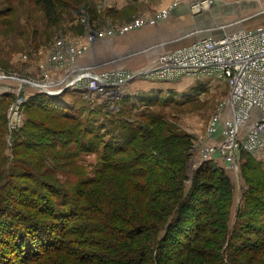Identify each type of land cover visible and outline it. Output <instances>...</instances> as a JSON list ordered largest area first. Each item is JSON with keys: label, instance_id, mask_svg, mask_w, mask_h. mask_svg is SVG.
Listing matches in <instances>:
<instances>
[{"label": "trees", "instance_id": "trees-1", "mask_svg": "<svg viewBox=\"0 0 264 264\" xmlns=\"http://www.w3.org/2000/svg\"><path fill=\"white\" fill-rule=\"evenodd\" d=\"M35 1L45 8L49 17H58L56 0ZM90 15L92 25L99 22L98 12L91 10ZM77 93L87 97L84 92L68 90L58 97L36 94L23 104L28 115L35 111L44 113L50 123L62 120L72 128L53 133L48 128L50 124L30 119L13 141L12 153L20 163H12L19 167H11L10 160L0 159V183L3 182L0 264H56L57 260L62 264H264V225L258 229L252 226L264 221V169L251 154L242 152L246 156L242 174L255 170L260 176L256 184L254 177L244 176L247 186L242 195L244 209L238 212L236 223L231 227L233 183L223 169H212L209 162L201 163L189 176L194 149L191 137L168 131L161 121L138 124L132 119L131 122L116 120L123 114H131L130 111L107 113L108 127L101 132L103 125L97 126L96 112L92 114L91 110L85 116L87 109L83 110L68 98L69 94L76 96ZM82 96L78 98L86 101ZM128 98L118 100L132 102ZM151 99L154 98H137L146 102ZM5 121L3 117L0 134L5 129ZM120 123L121 130H116L118 127L114 130ZM27 150L34 151L28 154ZM83 154L100 155L96 177L79 180L73 186L68 183L67 189L56 187L53 196L48 198L42 190L48 186L41 180L47 176L51 179V173L62 176V167L78 169L77 160ZM62 160L65 163L60 166L63 162L58 161ZM53 161L54 168L40 171V166ZM109 171L124 177L123 182L145 195L152 206L146 207L142 214L134 210L130 195L123 190L119 202L114 196L106 199L107 195H101L97 184L115 183L112 179L104 180ZM71 174L74 172L65 175ZM12 175L28 182L14 180L12 188L7 182L4 187ZM59 182V179L52 180L53 184ZM15 189L31 192L30 203L39 199L41 205L36 207V213L46 219L26 211L15 200L11 202L7 197L14 195ZM16 204L24 208L18 209ZM254 208L260 209L262 216L257 220L244 219L243 211ZM127 211L132 212L130 218L126 216ZM190 218L192 227L186 230L184 222ZM78 237H83L90 249H100L99 256L90 252V258L83 262L80 259L85 252L81 251L80 256L69 255L68 246L77 247L82 242Z\"/></svg>", "mask_w": 264, "mask_h": 264}, {"label": "rangeland", "instance_id": "rangeland-1", "mask_svg": "<svg viewBox=\"0 0 264 264\" xmlns=\"http://www.w3.org/2000/svg\"><path fill=\"white\" fill-rule=\"evenodd\" d=\"M56 1L59 4L58 17H49L45 8L35 0H0V124L3 117L6 120L5 129L0 134V159L10 160L11 167H14V165L19 167L17 163H20L18 162L20 159L13 156L12 146L14 138H17L15 135L24 128L28 120H43L47 123L46 125L50 124L48 128L53 133L56 130L58 132L61 129L72 128L70 124L62 120H57L60 123L51 120L50 123L44 113L35 111L28 115L24 111V107L19 110V124L17 126L13 125V122L14 124L17 123V120L13 121L12 119L15 112L12 111V108L16 100L19 101L21 97H24L27 101L36 94H41L35 92L31 85L21 84V81H31L39 85L48 79L59 80L60 77L66 76V74L75 75L84 70L82 68L88 69L87 67H95L93 72L96 74L111 72L117 67L121 71L128 70L136 74L138 71L143 72L152 67L161 54L184 50L189 44L198 39L211 37L216 40L221 36H227L229 32L234 34L242 29L255 30L264 26V0H213L215 1L213 6L199 12L192 11L189 4L177 5L175 9L173 7V4L176 3L175 0ZM91 10L98 12L100 18L99 22L93 25L91 21L93 17L90 15ZM176 10H178V14ZM167 11H171V13L165 16ZM148 18L157 20L156 24L161 25L159 36L155 38L148 36L146 39H139L138 34L133 36V34L135 35L134 32L140 30V28L131 29L124 32V34L120 32L133 27L136 21ZM241 21H244L243 24L241 23L243 26L237 28ZM89 29H92L95 33L92 32L91 34ZM150 31L151 29L148 30L149 33ZM97 38L99 39L97 40ZM59 41L66 43L67 52L62 54L61 63L53 67L54 65H49V55ZM165 44L166 46H164ZM137 47L143 48L134 50ZM131 56L133 58L127 59ZM113 59L115 62L112 61ZM109 65H112V67ZM137 65L139 67L134 68ZM113 66L115 67L113 68ZM146 79L144 76H139L118 91L122 94V97H129L128 99L132 101L130 103L129 101L120 102L121 100H118L120 97L110 98L111 96L107 97L106 95L84 97L81 93H77L76 96L69 94L68 98L74 101L76 105H80L83 110L87 109L84 112L85 116L91 110H93L92 114L96 112L97 126L99 124L103 125L102 129L100 128L101 132L108 127L109 117L107 113L130 111L131 114H123L116 120L131 122L132 119L138 124L142 122L151 124V122L161 121L166 125L168 131L191 137L194 148L189 163V176L191 177L192 173L194 174L202 166L196 160V151H200V148L202 150L205 146L217 149L216 144H221L224 141L223 123L229 119V112L224 110L223 104L229 92V87L223 82L207 78L183 79L171 82L149 81ZM69 91L73 92L74 90ZM7 95L12 98L5 100ZM79 96H82L86 101L79 99ZM140 96L154 99L149 102L137 100ZM83 121L82 116L81 122ZM132 125L136 126L135 124ZM121 126L120 123L119 126H115L113 129L115 130L118 127L116 130H121ZM14 127L16 128L14 129ZM37 130V132H40L39 129ZM33 151L27 150L26 152L32 154ZM242 152L245 151L232 152L231 161H234V163L231 166L221 162V158L218 156L210 160L208 165L212 169H223L233 183L235 194L230 209L229 225L231 227L236 223L238 212L244 209L245 199L242 195L247 191L244 176L247 178L254 177L255 182H252L255 184L260 176L255 170L244 171V174H242L246 159ZM251 155L264 169V152L260 155ZM14 157L15 160H12ZM58 163L62 166L65 161H58ZM77 163L78 169L75 170L68 168V170H65V167H62L61 172L64 173L62 176H55L51 173L50 178L52 180H60L58 184H53L49 176L46 177L47 179L41 180L46 184V187L48 186V188L42 189L48 198L53 196L54 190L58 189L56 187L67 189L68 183L73 186L72 183L75 184L79 180H92L95 178V169L100 165V155L83 154L77 160ZM154 163H157V161ZM40 167L41 172L46 171L48 167L54 168V161ZM28 171L30 175L31 172ZM66 172H74V174L65 175ZM17 176L12 175L11 180L8 177L4 184L7 182L12 188L14 180L24 184L28 182L21 179V176ZM30 176L33 177L34 175L31 174ZM106 178L115 182L114 185L112 183L109 185L108 181L105 182L106 185L97 184L100 194L107 195L106 199L114 196V199H118L117 202L121 201V190H123L124 194L130 195L132 207L136 212L142 213L146 207L152 206L144 198L145 195H142L140 191L131 187L128 183L123 182L124 177L109 171L105 174L104 180ZM128 182L130 181L128 180ZM135 182H140V180H135ZM2 184L3 182L0 183V187ZM1 190H3V186L0 188V192ZM30 193L15 189L14 195L7 198L11 202L15 200L25 207L16 204L18 209L24 208L39 218L46 219L36 213V207L39 208L41 205L39 199L35 198V203L28 202ZM78 196L79 190L77 191ZM1 205V207H4L3 203ZM83 205L85 206L84 203ZM105 206L107 207V204ZM243 212L245 214L243 218L246 220H249V218L257 220L256 218H260L258 216H262L260 209L256 208L246 209ZM126 216L130 218L132 212H128ZM191 220V218L185 220L184 228L186 230L192 227ZM259 222L261 223L252 225L254 226L253 229L263 227L264 221ZM78 238L82 242L77 247L68 246L70 248L69 255L73 253L80 256L81 251H83L86 253L81 256L80 260L83 262L90 258L88 255L90 252L99 256L100 249L94 251V249L86 246L83 237ZM61 254L64 255V253ZM56 264H62V262L59 263L57 260Z\"/></svg>", "mask_w": 264, "mask_h": 264}, {"label": "built area", "instance_id": "built-area-1", "mask_svg": "<svg viewBox=\"0 0 264 264\" xmlns=\"http://www.w3.org/2000/svg\"><path fill=\"white\" fill-rule=\"evenodd\" d=\"M174 2H176L173 4L175 9L177 5L189 4L192 11L199 12L213 6L215 1L175 0ZM168 13L170 14L171 11L165 12V16ZM156 23L157 20L150 18L139 20L133 27L120 32L124 34L131 29ZM89 31L91 34L94 32L92 29ZM65 44L59 41L55 49H52L49 65L56 67L61 63L62 54L67 52ZM87 68H82L84 70L75 75L66 74L59 80L48 79L39 85L31 81H21V84L31 85L35 92L51 97H58L67 90L84 92L87 97L95 95L122 97L118 92L121 87L139 76H144L149 81L162 82L198 78L218 80L229 87L223 104L224 110L229 112V119L223 123L224 141L216 144L217 149L205 146L202 150L201 148L200 151L197 150L196 160L201 164L218 156L221 162L231 166L234 163L231 161L233 151H245L254 155L264 152V28L242 29L234 34L229 32L227 36H221L216 40L211 37L198 39L184 50L161 54L152 67L143 72L138 71L136 74L119 69L96 74L93 72L95 67ZM25 101V98L21 97L13 105L12 111L15 112L12 119L17 120L16 124L13 122L15 126L19 124V110Z\"/></svg>", "mask_w": 264, "mask_h": 264}, {"label": "crops", "instance_id": "crops-1", "mask_svg": "<svg viewBox=\"0 0 264 264\" xmlns=\"http://www.w3.org/2000/svg\"><path fill=\"white\" fill-rule=\"evenodd\" d=\"M178 10H176V12H177ZM177 14H178V12H177ZM171 16H172V14H171ZM248 19H252V18H248ZM248 19H246V20H248ZM243 22L244 21H241V22H239V26L237 27V28H240L241 26H243L242 24H243ZM242 23V24H241ZM165 24H168V23H165ZM255 27H257V26H255ZM260 27V26H259ZM237 28H235V29H237ZM261 28H264V26H261ZM261 28H259V29H261ZM149 29H151V31H150V33L148 32V30ZM160 29H161V25H158V24H155V25H147V26H144V27H142V28H140V30H138V31H136V32H134L135 33V35L133 34V36H136V34H138V36H139V39H146V38H148V36H153L154 38L156 37V36H159V34H160ZM144 36V37H143ZM141 43H145V44H147L146 42H141ZM167 44V43H166ZM166 44L164 45V46H166ZM169 45V44H168ZM135 46V45H134ZM163 46V47H164ZM141 48H143V47H137L136 49H134V50H139V49H141ZM135 52V51H134ZM131 54L129 53V56H130ZM131 58H133V56H131V57H128L127 59H131ZM115 59H117V58H115ZM118 60H120V59H118ZM117 60V61H118ZM112 61H114V59L112 60ZM115 62V61H114ZM120 62V61H119ZM140 65V64H139ZM110 67H112V65H109ZM115 66H113V68H114ZM138 68L139 66L137 65V66H134V68ZM116 69H118V67L116 68Z\"/></svg>", "mask_w": 264, "mask_h": 264}, {"label": "bare ground", "instance_id": "bare-ground-1", "mask_svg": "<svg viewBox=\"0 0 264 264\" xmlns=\"http://www.w3.org/2000/svg\"><path fill=\"white\" fill-rule=\"evenodd\" d=\"M67 78H68V76H67ZM229 116V115H228ZM231 117V116H230Z\"/></svg>", "mask_w": 264, "mask_h": 264}]
</instances>
